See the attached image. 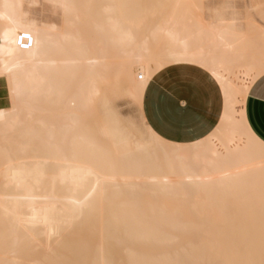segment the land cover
Here are the masks:
<instances>
[{"label":"bare ground","instance_id":"obj_1","mask_svg":"<svg viewBox=\"0 0 264 264\" xmlns=\"http://www.w3.org/2000/svg\"><path fill=\"white\" fill-rule=\"evenodd\" d=\"M43 1L39 21L38 0H0L16 32L0 68L11 99L0 108V264H264V143L244 114L264 62L247 55L239 14L213 9L206 23L200 6L199 22L174 10L144 35L124 0H97L96 11L84 0L85 19L80 0ZM20 33L32 37L26 51ZM185 62L224 96L205 139L168 143L143 123L152 140L141 144L113 119L89 120L110 76L127 78L141 117L150 78Z\"/></svg>","mask_w":264,"mask_h":264},{"label":"crops","instance_id":"obj_2","mask_svg":"<svg viewBox=\"0 0 264 264\" xmlns=\"http://www.w3.org/2000/svg\"><path fill=\"white\" fill-rule=\"evenodd\" d=\"M197 7L201 15L198 17L206 23L211 22V11L221 7L234 9L242 24L248 16L262 33L257 32L260 38L253 41L247 55L251 54L254 63L264 62V27L246 15L248 10H257L258 18L264 20V0H198ZM187 8L181 10L188 12L185 17L190 18L192 11ZM193 16L196 17L193 20L200 21L197 15ZM15 36L13 25L0 12V68L14 54ZM141 110L142 122L160 139L176 145H190L205 139L217 127L224 111V96L219 83L207 69L195 63H175L150 78L142 96ZM244 114L249 130L264 143V73L249 87Z\"/></svg>","mask_w":264,"mask_h":264},{"label":"rangeland","instance_id":"obj_3","mask_svg":"<svg viewBox=\"0 0 264 264\" xmlns=\"http://www.w3.org/2000/svg\"><path fill=\"white\" fill-rule=\"evenodd\" d=\"M83 1L84 0H80L81 2V4H79L80 11H81V6H83L82 5ZM38 2L39 4L35 6L36 9L38 10L36 18L39 19V21H42L44 20L43 8L45 6H48V3L43 0H38ZM124 2H126L125 9L127 10V14L128 12H129V15L131 14L130 18H133L140 22L141 29L143 28L142 34H144V29L146 28L147 30L145 31V33H147V31L152 28L154 29V27L156 26L164 25L165 23L164 20L169 18L168 15L172 11L180 10V9L184 10L187 8L186 5L191 6L190 8H187V9H191V11H193L192 15L193 13L198 11L197 10L194 12V8L197 7L198 5L197 3L198 0H124ZM98 3L99 1L93 0V6L95 7L94 8L92 6L93 9H95L93 11H96V8H97L96 6H98L99 8ZM181 5L183 7H181ZM195 9H198V8H195ZM81 14H82V11H81ZM246 15H249L251 18H253V20L258 26L264 27V20H261L258 18L257 10H248L246 12ZM62 16H61V13L57 11L56 13L52 15L53 21L57 25H60L63 19ZM81 16L84 17L83 19H85V16H83V14ZM243 30L246 33V36H248V38H250L252 41L257 42L258 39L260 38L257 35V32L254 31L252 28L246 26L245 23L243 25ZM126 85H128V80L122 74L117 75V76L112 75L110 76L109 81L107 83L100 84L99 85V95L94 100L95 114L93 115L91 114L89 117V120L93 121V118L96 119L97 115L101 121H106L107 119H110V120L113 119L114 121L117 122L118 128L125 129L130 133L134 141L141 143V144L148 143L152 140V136L151 134L148 133L147 129L145 128L141 120V117H139L138 115V107L135 101L125 94ZM10 104H11V99H10V93H9L7 83L4 78H0V108L8 109L10 107ZM185 193H188V192H185ZM189 193H191L192 195L191 194H185V195L193 196V192H189ZM159 194L161 196L162 193L160 192ZM163 194L168 195V193H163ZM180 194L182 193L177 192V193H172L169 195L171 196L177 195V197H179L178 195ZM198 194L200 193H197V195Z\"/></svg>","mask_w":264,"mask_h":264},{"label":"built area","instance_id":"obj_4","mask_svg":"<svg viewBox=\"0 0 264 264\" xmlns=\"http://www.w3.org/2000/svg\"><path fill=\"white\" fill-rule=\"evenodd\" d=\"M32 44V37L27 33H20L16 38V46L21 51H26L30 49Z\"/></svg>","mask_w":264,"mask_h":264}]
</instances>
